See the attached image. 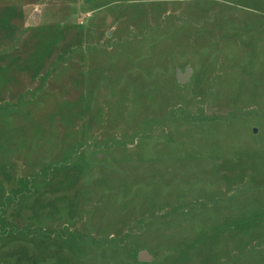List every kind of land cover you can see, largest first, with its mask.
Segmentation results:
<instances>
[{
  "label": "rangeland",
  "instance_id": "rangeland-1",
  "mask_svg": "<svg viewBox=\"0 0 264 264\" xmlns=\"http://www.w3.org/2000/svg\"><path fill=\"white\" fill-rule=\"evenodd\" d=\"M0 264H264V0H0Z\"/></svg>",
  "mask_w": 264,
  "mask_h": 264
},
{
  "label": "water",
  "instance_id": "water-1",
  "mask_svg": "<svg viewBox=\"0 0 264 264\" xmlns=\"http://www.w3.org/2000/svg\"><path fill=\"white\" fill-rule=\"evenodd\" d=\"M191 75H192V67H188L185 72H182V70L178 69L176 78L180 84H185L188 81H190ZM254 132H256V129L254 130ZM138 258L140 261L144 262V261H151L153 256L149 253L148 250H142L139 252Z\"/></svg>",
  "mask_w": 264,
  "mask_h": 264
}]
</instances>
